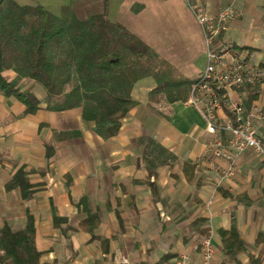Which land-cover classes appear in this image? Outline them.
I'll use <instances>...</instances> for the list:
<instances>
[{"label": "crops", "instance_id": "crops-1", "mask_svg": "<svg viewBox=\"0 0 264 264\" xmlns=\"http://www.w3.org/2000/svg\"><path fill=\"white\" fill-rule=\"evenodd\" d=\"M225 1L208 0V9L214 12ZM252 2L236 0L242 16L215 48L233 43L240 54H250V62L261 64L264 12ZM148 9L152 6L144 2V13ZM200 41L185 78L198 79L206 67ZM157 50L164 51L161 44ZM156 85L144 79L134 92L138 105L108 139L83 119L81 108L57 112L43 104L26 115L20 101L0 93V155L5 154L0 156V227L22 228L34 214L43 260L69 264H169L184 254L200 264L201 229L207 228L215 246L213 264H252V256L264 264V162L248 150L238 158L234 176L221 180L228 162L206 150L215 136L200 111L189 101H150ZM230 94L244 100L248 90ZM253 106L264 112V82L249 109ZM230 116L227 109L218 111L223 121ZM254 121L263 128L264 120ZM186 163L195 165L193 181L187 180ZM22 166L35 189L28 200L19 188H6ZM91 213L99 215L94 232L80 228ZM56 215L67 219L57 224ZM234 226L246 251L229 260L219 230ZM102 239L109 240L107 250Z\"/></svg>", "mask_w": 264, "mask_h": 264}, {"label": "trees", "instance_id": "trees-1", "mask_svg": "<svg viewBox=\"0 0 264 264\" xmlns=\"http://www.w3.org/2000/svg\"><path fill=\"white\" fill-rule=\"evenodd\" d=\"M74 4L71 0L66 13L56 16L41 3L0 0L1 94L20 101L26 115L37 113L43 104L47 110L57 112L81 108L83 119L92 121L94 131L104 139L116 136L122 120L138 105L134 90L140 80L152 78L157 83L149 93L150 101H189L199 78L164 76L161 60H157L150 45L109 19V0H104L103 12L85 16L76 13ZM141 8L143 5L137 4L134 11ZM223 35L224 30L213 40V48ZM224 45L238 49L233 43ZM260 66L264 67V62ZM25 81L32 82L31 87L25 88ZM260 86L259 82L240 89L248 90L243 100L247 113L258 98ZM35 87L44 95L34 91ZM185 172L188 181L195 179L194 164L186 163ZM33 187L23 166L6 185L8 190L19 188L26 200L34 195ZM220 191L230 195L222 188ZM66 219L55 216L57 224ZM98 221L99 215L91 213L81 221L80 228L94 232ZM201 233L204 237L210 235L207 228ZM219 234L229 260L246 251V241L237 227L221 228ZM37 235L34 214L29 213L25 226L19 229L5 223L0 227V264H69L43 260ZM108 244L109 240L102 239L105 250ZM251 259L252 264L260 261L253 256Z\"/></svg>", "mask_w": 264, "mask_h": 264}, {"label": "built area", "instance_id": "built-area-1", "mask_svg": "<svg viewBox=\"0 0 264 264\" xmlns=\"http://www.w3.org/2000/svg\"><path fill=\"white\" fill-rule=\"evenodd\" d=\"M225 16H222V21ZM221 21V23H222ZM204 34L207 45V64L198 81L193 85L189 103L195 106L206 123V130L215 136V140L207 145L206 150L215 158L228 162V167L220 173V179L232 177L236 171L238 158L248 150L264 161V122L262 129L255 124L256 120H264V112L253 106L246 111L242 97L233 99L231 90H240L247 84L256 85L264 82V67L246 60V56L224 45L213 48V40L222 31L221 24L214 25L207 18ZM220 109H227L230 117L221 120ZM200 264H213L215 246L212 235L201 239ZM169 264H191L187 255H181Z\"/></svg>", "mask_w": 264, "mask_h": 264}, {"label": "rangeland", "instance_id": "rangeland-1", "mask_svg": "<svg viewBox=\"0 0 264 264\" xmlns=\"http://www.w3.org/2000/svg\"><path fill=\"white\" fill-rule=\"evenodd\" d=\"M20 4L41 3L45 5L54 15L63 16L66 13L71 0H17ZM108 17L111 21L127 27L133 34L143 41L151 42L150 48L161 60L164 76L174 75L184 77L188 68V62L193 59L196 48L202 46L207 51L202 18H207L214 25L221 24V29L226 34L231 25L242 16V11L236 0H227L217 5L214 12L207 6L208 0H109ZM144 2L152 6V10L144 13ZM264 12V2L253 0ZM135 4H142L138 12L133 11ZM160 7L165 10L159 12ZM74 8L79 16L86 14H97L104 10V0H75ZM225 19L222 21V16ZM222 21V23H221ZM261 20V24H262ZM145 38V39H144ZM164 38V40H162ZM155 42V43H154ZM157 43L161 44L164 51L157 50ZM201 52V51H200ZM263 56V55H261ZM199 60V58H198ZM261 62H264L262 60ZM151 80V79H147ZM146 80V81H147ZM25 88L31 87L32 82L25 81ZM143 87L144 80H140L136 87ZM39 95L43 96V90L32 88ZM134 90V92H135ZM13 98V97H10ZM3 104L0 100V107ZM5 156V154L0 155ZM264 162L263 160H261Z\"/></svg>", "mask_w": 264, "mask_h": 264}]
</instances>
